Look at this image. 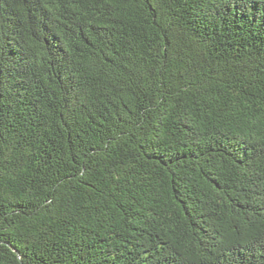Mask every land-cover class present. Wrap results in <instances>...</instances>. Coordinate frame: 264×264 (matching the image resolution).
<instances>
[{"label": "trees", "instance_id": "obj_1", "mask_svg": "<svg viewBox=\"0 0 264 264\" xmlns=\"http://www.w3.org/2000/svg\"><path fill=\"white\" fill-rule=\"evenodd\" d=\"M0 264H264V0H0Z\"/></svg>", "mask_w": 264, "mask_h": 264}]
</instances>
